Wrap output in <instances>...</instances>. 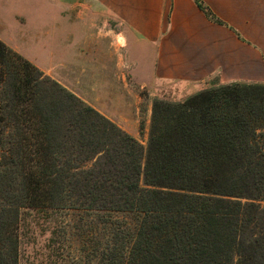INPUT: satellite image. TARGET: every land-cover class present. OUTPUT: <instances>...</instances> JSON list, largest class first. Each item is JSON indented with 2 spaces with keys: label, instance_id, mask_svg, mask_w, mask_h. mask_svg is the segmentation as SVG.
Returning a JSON list of instances; mask_svg holds the SVG:
<instances>
[{
  "label": "trees",
  "instance_id": "trees-1",
  "mask_svg": "<svg viewBox=\"0 0 264 264\" xmlns=\"http://www.w3.org/2000/svg\"><path fill=\"white\" fill-rule=\"evenodd\" d=\"M28 212L88 264H264V83L156 100L144 146L0 39V264Z\"/></svg>",
  "mask_w": 264,
  "mask_h": 264
},
{
  "label": "rangeland",
  "instance_id": "rangeland-1",
  "mask_svg": "<svg viewBox=\"0 0 264 264\" xmlns=\"http://www.w3.org/2000/svg\"><path fill=\"white\" fill-rule=\"evenodd\" d=\"M58 3L69 1L0 0V39L54 79L55 47H59L60 40L55 37L59 29L56 22H73V37L76 38L73 44L77 51L71 62L75 64V75L71 76L70 89H67L146 146L154 102L179 103L197 94V88L201 87L152 79L154 50L148 46L138 45L137 48L130 40L119 47L112 39L104 43H85L84 39L96 37L107 28L114 32L125 31L112 19L106 27L102 16L85 17L83 14L81 17L78 10L56 12L54 6ZM101 64L109 67L100 69ZM92 72L95 74L89 75ZM215 83H218L217 77L211 78L206 82V89ZM44 217L35 212L23 216L22 264H88L85 255L79 252V242L68 244L67 248L64 243L62 249L50 252L47 245L58 224L55 227L51 219ZM67 221L73 225L75 217H68ZM63 234L58 232L54 237L62 242Z\"/></svg>",
  "mask_w": 264,
  "mask_h": 264
},
{
  "label": "crops",
  "instance_id": "crops-1",
  "mask_svg": "<svg viewBox=\"0 0 264 264\" xmlns=\"http://www.w3.org/2000/svg\"><path fill=\"white\" fill-rule=\"evenodd\" d=\"M68 1L54 6L55 11L78 10L81 17L102 16L106 27L112 19L125 31L107 28L96 37L84 39L85 43L112 39L117 46L121 41L122 47L132 40L137 48H152L154 80L186 82L200 86L198 92L206 89V82L213 77L222 85L264 83V0H201L225 25L209 20L194 0ZM56 24L59 29L55 37L60 40L55 47L54 79L70 89L71 76L75 75L73 54L77 51L73 22L59 20ZM108 67L101 64L98 68Z\"/></svg>",
  "mask_w": 264,
  "mask_h": 264
},
{
  "label": "bare ground",
  "instance_id": "bare-ground-1",
  "mask_svg": "<svg viewBox=\"0 0 264 264\" xmlns=\"http://www.w3.org/2000/svg\"><path fill=\"white\" fill-rule=\"evenodd\" d=\"M121 43H122L121 41H118V45H119V46L121 45Z\"/></svg>",
  "mask_w": 264,
  "mask_h": 264
}]
</instances>
